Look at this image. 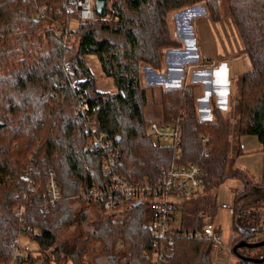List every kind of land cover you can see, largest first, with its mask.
<instances>
[{"label": "trees", "instance_id": "trees-1", "mask_svg": "<svg viewBox=\"0 0 264 264\" xmlns=\"http://www.w3.org/2000/svg\"><path fill=\"white\" fill-rule=\"evenodd\" d=\"M202 3L213 20L223 17L219 0H106L102 14L79 21L73 29L70 22L76 13L67 9L70 0H0V264L12 260L22 235L36 241L37 247L25 248L21 264H36L41 251L45 252L41 264H91L85 257L96 242L103 255L126 257L125 264H148L153 235L146 225V205L132 204L115 217L104 214L101 205L72 198L82 187L106 181L100 155L87 149V123L93 122L97 133L106 132L114 140L118 165L130 178L162 177L174 149L149 134L140 66L162 67L161 50L180 46L172 34L170 14ZM227 4L252 63L240 79L233 116L237 122L217 106L212 122L201 121L194 94L186 87L163 92L164 121H180L183 160L198 163L206 182L194 206L182 207L185 215L169 264H214V241L189 234L214 220L217 189L230 178L243 182L232 205V252L239 257L235 264H264L248 260L263 257L264 245L234 250L241 241L261 240L254 236L264 231V183L230 163L241 152L243 135L256 136L264 148V0ZM44 7L45 18L38 19ZM108 13L112 18L106 20ZM60 28L68 29L70 36L59 33ZM89 54L97 56L105 76L113 79L115 92L97 89L86 59ZM80 96L87 108L76 114ZM35 167L37 172L25 178L24 169ZM50 168L58 173L63 198L46 207V199L38 194L44 192ZM32 181L38 191L29 189ZM18 206L24 207V223L15 211ZM72 226L78 227L76 236L62 239L63 231ZM118 239L124 242L121 251L116 249ZM51 247L55 251H49Z\"/></svg>", "mask_w": 264, "mask_h": 264}, {"label": "crops", "instance_id": "crops-1", "mask_svg": "<svg viewBox=\"0 0 264 264\" xmlns=\"http://www.w3.org/2000/svg\"><path fill=\"white\" fill-rule=\"evenodd\" d=\"M169 20L173 37L180 46L161 50L160 69L146 63L140 66V81L148 101L144 109L146 121H164L163 92L179 87H186L194 94L201 121L209 123L214 120V106L219 107L226 118L233 117L235 107L231 103L238 97L240 79L252 68L233 19L213 20L202 3L172 12ZM86 59L96 77L97 89L115 92L114 81L105 76L97 56L89 54ZM239 144L241 152L233 155L234 165L246 171L254 181L264 183V148L260 141L254 135H243ZM226 184L229 186L224 193ZM242 188L243 182L239 178H230L217 189L219 209L213 220L221 241L220 247L214 249L217 264L222 246L228 245L231 251L235 236L232 228L234 193ZM222 209L231 216L232 237L228 244L222 240L218 221ZM118 259V256H106L98 264H119Z\"/></svg>", "mask_w": 264, "mask_h": 264}, {"label": "built area", "instance_id": "built-area-1", "mask_svg": "<svg viewBox=\"0 0 264 264\" xmlns=\"http://www.w3.org/2000/svg\"><path fill=\"white\" fill-rule=\"evenodd\" d=\"M70 1L71 5L67 9L69 12L74 11L76 13V22L91 21L96 18L94 0ZM47 12L48 8H42L37 14V18L44 19ZM111 18L110 13L104 16L106 20ZM58 32L65 34L66 37L70 36L68 29L60 28ZM68 52L66 51V55H68ZM67 71L69 73L72 72L69 67ZM71 86L77 89L75 82H72ZM79 99L80 101L75 110L76 114L84 113L87 108L85 99L82 96ZM231 104L232 107H235L238 104V99L233 100ZM229 119H232L234 124L237 122L233 117ZM87 129L90 131L87 149L94 150L100 155L101 171L106 181L103 184L82 187L72 198L79 202L101 205L104 214L115 217L124 213L132 204L141 203L146 205L150 217V225L148 227L153 235L151 251L146 254L148 264H169L168 257L172 243L176 234H180L179 231L183 223L180 217L182 212L180 205H183L182 201L185 198L193 194L196 196L206 190L203 168L196 162L183 160L184 151L180 121L176 123L151 121L148 123V131L153 140L155 142L168 140V144L163 145H171L174 149V157L170 166L163 172L162 177L156 181L130 178L118 165L114 140L106 132L97 133L94 123L91 121L87 123ZM206 139L203 138L204 141ZM36 172V167L34 170L24 169V176L25 178H31L33 173ZM44 184L43 194L39 193L38 195L46 199V207L63 198L56 169H49L48 177ZM29 189L35 192L38 191V186H35L32 181L29 184ZM15 211L24 223V207L18 206ZM203 218L206 219L205 216ZM27 229L32 231L34 235H40V232L35 231L30 226H27ZM215 230L216 225L211 221L207 222L203 229L189 235L198 239L213 240L214 247L218 249L221 241L216 236ZM123 248V240L118 239L116 243L117 251H121ZM51 250L55 251L52 247ZM26 254V249L22 245L21 237H19L15 244L13 258L8 264H21ZM118 260L119 264H125L127 258L122 257Z\"/></svg>", "mask_w": 264, "mask_h": 264}, {"label": "rangeland", "instance_id": "rangeland-1", "mask_svg": "<svg viewBox=\"0 0 264 264\" xmlns=\"http://www.w3.org/2000/svg\"><path fill=\"white\" fill-rule=\"evenodd\" d=\"M219 2H220V7H221V10H222V13H223V18L228 17V18L232 19L231 15L229 14L227 0H219ZM77 23L78 22L75 21V18L71 20L70 24L73 26V29L75 28ZM72 36H74V35H72ZM42 39L43 38L40 37V39H39L40 42H42ZM191 51L193 53V49H191ZM66 56H70V53L68 52V55H66ZM156 142L157 143L159 142L160 144H168L169 141L168 140H160V141H156ZM233 162L234 161H232V159H231L230 160L231 165H232ZM227 185L228 184H226V186L224 185V188H223L224 193L226 192ZM40 194H43V193H40ZM194 198H196L195 194L185 198L182 201L183 205H180V207H183V206L185 207V206H187L189 204H190L189 206H191V205L194 206V204H195L194 203V201H195ZM184 215H185V212L182 211L180 213L181 219L184 218ZM218 221H219V224H221L220 230H221V233H222V240L224 241V243L228 244L229 241H230V238L232 237L230 212H227L226 209H222V211L220 212V216H219ZM146 225L147 226L150 225V217H149V214H148V210H147V216H146ZM80 227H83V224L80 225ZM77 230H78L77 226H72L71 228L66 229V230L63 231V233L61 234V238L62 239H66V238L72 239V237L74 235L76 236ZM216 236L219 237L218 232H216ZM254 238L261 239V240L264 239V231L258 232L257 235L254 236ZM21 241H22V245L25 248L28 247V248L33 250V249H35L37 247V242L34 241V240H31L27 235H22L21 236ZM98 244H99L98 242L94 243V246H93V248L91 250L92 253H90L89 255H87L85 257V259L90 261L91 264H98V261H103L105 259V257H106V255H103L100 252L101 248L98 246ZM52 248L56 249V247H52ZM214 249H215V247H214ZM49 251H53V250L50 249ZM44 255H45V252L41 251L40 255H39V259L36 261V264H41L42 263ZM218 255H219V258H218V263L219 264H228L230 261H231V264L239 263L238 255H236L235 253L232 252V247H231V251H229L228 245H227V247L222 246V249L220 251H218ZM213 263L217 264L215 255H213Z\"/></svg>", "mask_w": 264, "mask_h": 264}, {"label": "water", "instance_id": "water-1", "mask_svg": "<svg viewBox=\"0 0 264 264\" xmlns=\"http://www.w3.org/2000/svg\"><path fill=\"white\" fill-rule=\"evenodd\" d=\"M105 5L106 0H95V12L98 14H102L104 12ZM261 245H264V239L255 242L241 241L234 247V250L242 246L258 247ZM248 260L256 263H262L264 261V256L259 258H248Z\"/></svg>", "mask_w": 264, "mask_h": 264}]
</instances>
